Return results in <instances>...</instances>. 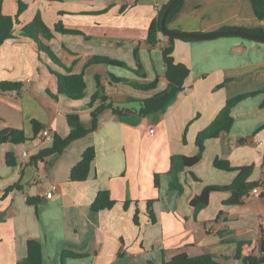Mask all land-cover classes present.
Returning <instances> with one entry per match:
<instances>
[{"label": "crops", "instance_id": "1", "mask_svg": "<svg viewBox=\"0 0 264 264\" xmlns=\"http://www.w3.org/2000/svg\"><path fill=\"white\" fill-rule=\"evenodd\" d=\"M170 1L4 0L5 16H15L20 2L27 8L15 26L14 38L0 47V83H24L21 92L0 94V130L23 132L26 141L0 145V264L23 261L29 240L40 242L43 264H164L180 255H211L220 264H245L236 257L239 242L264 237V196L247 197L241 205L228 206L224 202L231 193L218 192L198 214L191 206L206 186H229L237 179L238 172L214 166L217 158L235 168L252 166L250 183H259L264 177L261 42L240 36L177 40L173 56L190 73L184 91L164 114L140 117L127 111L122 121L106 109L99 116L97 130L72 142L61 155L32 160L53 145L55 135H70L68 115L78 114L84 128H92L91 113L100 100L92 109L89 103L98 84L101 96H108L122 110H139L142 100L167 89L162 51L169 38L160 33V42L153 48L147 37L150 24ZM37 14L51 29L62 23L79 32H55L51 48L61 58L64 50L81 56L74 73H84L83 99L73 101L58 95L53 72L61 69L39 51L34 40L21 36L23 27ZM257 28L264 30V21L257 19L249 0H186L169 24L172 31L197 34ZM135 47L145 79L122 67L88 64L94 57H102L136 68ZM114 78L139 84L158 79V83L154 90L144 91ZM246 94L256 95L233 108L231 130L207 140L202 160L179 176L183 192L172 191L171 158L196 156L199 134L227 101ZM34 121L42 127L37 134ZM46 130L51 133L49 138L42 135ZM89 147L96 150L90 176L84 182H73L71 171ZM7 154L13 155L14 166L7 164ZM156 175L159 187L155 186ZM15 185L21 188L9 191ZM51 191L49 199L46 195ZM100 191H109L116 204L93 212ZM32 198L39 201L29 203ZM151 201L155 223L148 213ZM137 211L139 224L134 221ZM65 252L82 257H69L63 263Z\"/></svg>", "mask_w": 264, "mask_h": 264}, {"label": "trees", "instance_id": "2", "mask_svg": "<svg viewBox=\"0 0 264 264\" xmlns=\"http://www.w3.org/2000/svg\"><path fill=\"white\" fill-rule=\"evenodd\" d=\"M52 2H66L74 0H51ZM174 0H171L168 4L164 5L158 12L157 17L152 21L148 30L147 44L151 47H156L159 42V34L161 31V23L163 16ZM186 0H180L177 2L169 11L165 24L169 29V24L173 18L181 11ZM253 11L257 19L262 22L264 21V0H249ZM4 0H0V47L1 45L14 38L15 26L20 21L21 14L26 10L27 5L20 2L18 13L15 16H5L2 12ZM170 30V29H169ZM257 34L264 35L263 28H257L255 30H247ZM55 32L63 34H77L78 31L67 29L62 23L55 26L54 29L49 28L40 14H37L32 22L25 25L22 29L21 36L27 37L34 40L39 48V51L48 55L49 59L57 65L61 72H53L57 78L58 85V95L65 96L70 100L79 101L84 98L86 91V81L84 73H74V67L77 62L81 60L79 54H74L68 50L63 51V57H58L53 49L51 48V41L54 39ZM169 44L163 49V59L166 64L165 78L168 82V87L165 91L155 94L154 96L142 100L140 102L139 110H122L119 107H115L111 102L110 98L106 95L101 96L100 84H98L99 90L93 95L89 108H93L95 103L100 100V104L92 111L91 117L93 119V126L91 129H85L82 125L81 118L78 114H70L67 116L68 124L71 128V133L66 138H61L55 135L53 138V145L50 148L40 151L35 155L32 160L33 162L42 161L50 156L61 155L68 146L81 139L95 130H97L99 116L106 110L111 109L113 114L117 115L120 120L124 119V113L127 111L135 113L140 117H146L149 115L164 114L168 108L175 102L178 95L184 91L185 81L189 76V69L186 65L177 63L174 56V47L177 40L182 41H194L189 38H174L168 37ZM134 56L137 63L135 69L130 68L125 62H119L117 60L94 57L89 60L88 64H98L103 63L110 66H118L126 68L133 71L138 77L145 79L146 73L141 64L139 57V48L135 47ZM117 82H123L130 84L137 89L144 91L154 90L157 86L158 79L148 84H139L137 82H132L127 79L114 78ZM223 86H219L222 88ZM24 89V83L22 82H1L0 83V94H6L11 92H21ZM256 94H246L241 95L236 98H232L227 101L225 107L218 114L217 118L211 123V125L202 131L197 138V146L199 152L194 157H187L183 155H176L171 158V170L169 172L170 177V189L172 191H177L178 194L183 192V187L179 181V176L186 171L197 165L202 160V155L205 149V142L209 139L218 138L221 133L229 132L234 124V118L232 116L233 108L241 101L250 98ZM35 127V133H39L42 127L37 123L33 122ZM26 141L23 132L16 130H0V145L11 142L14 144H22ZM96 157V150L94 147H89L82 156L81 161L75 165L71 171V180L73 182H84L88 180L92 165ZM7 164L10 166L15 165V160L12 154H7L6 156ZM214 166L217 169L223 171H233L238 172V177L232 185L229 186H206L202 193L196 196L191 201V206L194 208L195 214L206 209L210 203V198L214 193L218 192H230L231 197L226 200L225 205H241L244 203L245 199L249 196L251 190L258 186L259 183H250L248 178L253 172V167H241L235 168L226 161L217 158L214 161ZM197 180V178L195 177ZM159 177L155 176V186L159 187ZM21 188L20 185H15L9 188V191ZM38 198L29 199V203L38 202ZM130 202L125 203V208L129 207ZM116 202L112 199L109 191H100L92 204L93 212H100L107 209H112ZM153 202H149L148 213L151 217L153 223L156 222L155 215L152 211ZM139 211H137L134 221L139 224ZM28 255L27 257L19 262L18 264H43L42 262V247L39 241L29 240L27 243ZM69 257L80 258L81 255L65 252L63 254V263ZM237 258L242 259L245 264H264V237L259 240L252 241H241L239 242L237 249ZM164 264H220L213 256L203 255L200 257L189 258L186 255H180L175 257L170 262H165Z\"/></svg>", "mask_w": 264, "mask_h": 264}, {"label": "water", "instance_id": "3", "mask_svg": "<svg viewBox=\"0 0 264 264\" xmlns=\"http://www.w3.org/2000/svg\"><path fill=\"white\" fill-rule=\"evenodd\" d=\"M180 0H174L170 6L167 8L163 19L161 23V31L164 35L168 37H174V38H189L194 40H203V39H211L216 37H222V36H240L247 39H251L257 42L264 43V35L257 34L251 31L247 30H240V29H232V30H223V31H217L212 33H203V34H197V33H185V32H176L169 30L166 27L165 20L166 17L170 11V9Z\"/></svg>", "mask_w": 264, "mask_h": 264}, {"label": "built area", "instance_id": "4", "mask_svg": "<svg viewBox=\"0 0 264 264\" xmlns=\"http://www.w3.org/2000/svg\"><path fill=\"white\" fill-rule=\"evenodd\" d=\"M151 133H153V130H151ZM42 135L45 137V138H49L51 136V133L50 131L46 130L42 133ZM23 156L24 157H27L28 154L26 152L23 153ZM53 196V192H49L47 193L46 197L47 198H52ZM264 196V177L263 179L259 182L258 186L253 188L249 194L248 197H262Z\"/></svg>", "mask_w": 264, "mask_h": 264}, {"label": "rangeland", "instance_id": "5", "mask_svg": "<svg viewBox=\"0 0 264 264\" xmlns=\"http://www.w3.org/2000/svg\"><path fill=\"white\" fill-rule=\"evenodd\" d=\"M127 65H128V64H127ZM128 66H129V65H128ZM129 67H130V66H129ZM130 68H131V67H130ZM124 69H126V68H124ZM132 69H135V68H132ZM135 76H136V77H138L136 74H135ZM136 81H137V80H136ZM140 83H141V82H140ZM131 87H132V88H135V87H134V86H132V85H131ZM137 108H140V106H139V107H137Z\"/></svg>", "mask_w": 264, "mask_h": 264}]
</instances>
